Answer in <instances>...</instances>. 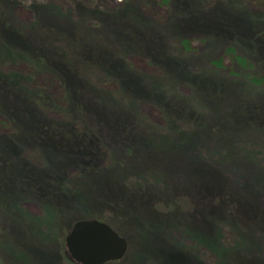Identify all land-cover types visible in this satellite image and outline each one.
<instances>
[{
  "label": "rangeland",
  "instance_id": "374dc122",
  "mask_svg": "<svg viewBox=\"0 0 264 264\" xmlns=\"http://www.w3.org/2000/svg\"><path fill=\"white\" fill-rule=\"evenodd\" d=\"M6 1L15 3L8 13L18 21L28 19L26 6L46 3L39 16L43 26L56 25L72 34L91 31L109 49L108 55H101L96 62L82 59L84 65L78 66V75L83 82L78 83L83 92L79 95L64 96V88L55 82L57 71L41 70L31 82H40L53 93L77 126L93 128L105 153L101 164H107L109 158L123 161L129 154L134 156L135 167L126 178L130 188L143 180L153 184L157 192L162 191L156 183L161 169L173 173L171 180L179 184L190 178V166L211 164L222 172L228 187L255 190V208L264 213V127L257 116L246 114L256 106L264 107V82L257 86L250 78L264 76V70L234 36L239 33L247 38L254 26L249 15L261 10L264 0H0V7ZM77 2L100 10H134L147 23L145 36L157 42L160 52L152 57L139 52L130 45L131 35L122 32L123 23L93 8L78 7ZM92 22L98 27L91 29ZM183 39L190 41L189 49L183 47ZM229 47L244 63L236 61ZM169 93L186 97L187 103L201 112V127L194 129L187 118L162 113L158 97ZM7 94L0 93V132L31 126L37 119L33 104ZM79 105L82 112H78ZM172 125L178 127L176 131H170ZM160 134L169 140L161 139ZM183 134L186 141L180 136ZM161 141L175 145L171 144L174 149L167 148L171 158L169 155L158 161L153 152L163 145ZM21 156L28 164L47 165L34 144H28ZM76 168L73 165L72 174ZM225 210L212 211L210 217L222 228L219 237L224 252L186 234V216L152 218L150 224L160 229L159 234L169 244L186 250L190 264H264V231L260 225L249 221L241 208ZM15 211L17 220L49 232L52 223L39 199H22ZM12 226L10 239L21 237L20 251L29 254L27 259H34L32 264H69L44 250H30L22 233ZM10 229L8 225L0 230V264H13L15 259L5 243ZM152 257L151 253L148 257L139 255L133 263L157 264Z\"/></svg>",
  "mask_w": 264,
  "mask_h": 264
},
{
  "label": "trees",
  "instance_id": "16d2710c",
  "mask_svg": "<svg viewBox=\"0 0 264 264\" xmlns=\"http://www.w3.org/2000/svg\"><path fill=\"white\" fill-rule=\"evenodd\" d=\"M14 4L6 1L0 7V93H8L14 99L27 100L33 104L37 119L35 117L29 127L0 132V230L8 225L10 229L13 225L17 232L22 233L24 245L30 250H44L69 264L76 263L70 260L65 249L64 233L70 230L75 221L84 218L107 222L127 239L126 255L107 264H135L133 262L137 256L148 257L150 253L157 264H190L186 250L169 244L159 234L160 229L150 224L152 218L186 216L189 224L185 227L186 234L193 235L198 242L223 249L222 252L225 251L219 237L222 228L210 218L212 211L222 209L226 213L225 208L229 211L241 208L249 221L260 225L264 231V213L256 209L254 204L256 191L252 188L228 187L222 172L214 165L199 163L190 166V178L179 184L171 180L173 173L169 174L163 168L156 181L163 187V192H157L153 184L143 180L133 184L134 189L129 187V179L126 178L131 176L128 172L135 167L133 155L129 154L123 161L109 158L107 164H101L105 153L101 151L100 140L93 128L87 124L77 126L68 118L66 107L56 101L53 93L42 83L31 81L41 70H47L48 73L57 71L55 82L59 81L64 88V96L79 95L83 92L79 90L82 87L78 83L83 82L78 75V66L84 65L82 59L85 58L86 63L96 62L101 55H108L109 49L101 44V40H96L91 31L72 34L56 25L43 26L39 16L47 8L46 3L34 2L26 6L29 16L24 21L9 16L8 9L14 8ZM76 5L85 6L84 9L93 8L105 17H115L116 22L123 23L120 24L122 32L131 35L130 45L139 52L151 57L153 53L160 52L157 42L145 36L143 30L147 28V23L134 10L126 11L120 7L100 10L99 7L94 9L93 5H81L78 2ZM71 10L68 11L69 15ZM249 16L254 20L253 30L247 38L239 33L234 36L237 43L248 49L264 70V1L261 10ZM89 27L93 29L98 26L92 22ZM182 44L185 49H189L191 43L183 39ZM228 50L236 61L244 63L240 55H235L233 47ZM250 78L257 86L264 82L262 75ZM158 98V106L164 115L187 118L194 129L202 126L204 117L198 109L187 103L186 97L169 93L164 96L161 94ZM78 109V112H82L80 105ZM246 114L257 116L264 127V107L256 106L255 110L247 111ZM172 127L170 131L178 128ZM160 136L163 140H169L164 134ZM180 136L186 141L184 134ZM161 142L163 145L153 152L158 161L169 155L171 158L172 154L167 148L174 149L171 144L175 145ZM28 144L40 149L47 165L43 163L38 167L24 161L21 154ZM73 165H77V168L76 173L72 174ZM30 197L39 199L45 205L47 220L52 223L47 228V234L25 221L17 220L15 209L22 199ZM207 208H210L208 214L205 211ZM127 227L128 230H125ZM6 234H9V239L5 243L15 257L12 263L32 264L34 259H27L29 254L25 256L20 251L21 237L14 235L10 239L14 234L11 229Z\"/></svg>",
  "mask_w": 264,
  "mask_h": 264
},
{
  "label": "water",
  "instance_id": "95a60500",
  "mask_svg": "<svg viewBox=\"0 0 264 264\" xmlns=\"http://www.w3.org/2000/svg\"><path fill=\"white\" fill-rule=\"evenodd\" d=\"M65 235V248L78 264H106L122 259L128 251L127 239L107 222L98 219L77 220Z\"/></svg>",
  "mask_w": 264,
  "mask_h": 264
}]
</instances>
